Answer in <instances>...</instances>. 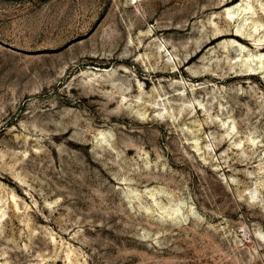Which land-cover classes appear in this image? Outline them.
I'll return each mask as SVG.
<instances>
[{
  "label": "rangeland",
  "instance_id": "obj_1",
  "mask_svg": "<svg viewBox=\"0 0 264 264\" xmlns=\"http://www.w3.org/2000/svg\"><path fill=\"white\" fill-rule=\"evenodd\" d=\"M0 264H264V0H0Z\"/></svg>",
  "mask_w": 264,
  "mask_h": 264
},
{
  "label": "bare ground",
  "instance_id": "obj_2",
  "mask_svg": "<svg viewBox=\"0 0 264 264\" xmlns=\"http://www.w3.org/2000/svg\"><path fill=\"white\" fill-rule=\"evenodd\" d=\"M236 0H221V4H223L224 6L225 5H228L229 3H234ZM234 9V8H233ZM232 10V9H231ZM237 11L239 10V9H236ZM229 13L231 14V11H229ZM225 35H227L226 33H221V34H219L218 33V35L217 36H215L212 40H211V42L210 43H212V42H214V41H216V40H218L219 38H221V37H223V36H225ZM237 38H239V36L237 35V34H234ZM261 45V43L258 45V46H260ZM193 58H195V57H192L191 59H190V61L193 59ZM250 76H252V75H250Z\"/></svg>",
  "mask_w": 264,
  "mask_h": 264
}]
</instances>
